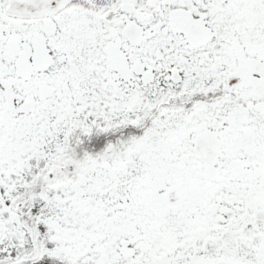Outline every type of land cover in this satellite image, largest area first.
<instances>
[{
	"label": "snow or ice",
	"instance_id": "snow-or-ice-1",
	"mask_svg": "<svg viewBox=\"0 0 264 264\" xmlns=\"http://www.w3.org/2000/svg\"><path fill=\"white\" fill-rule=\"evenodd\" d=\"M0 264H264V0H0Z\"/></svg>",
	"mask_w": 264,
	"mask_h": 264
}]
</instances>
